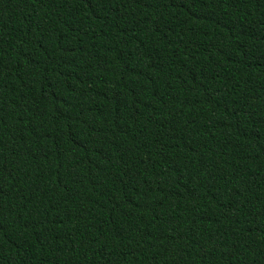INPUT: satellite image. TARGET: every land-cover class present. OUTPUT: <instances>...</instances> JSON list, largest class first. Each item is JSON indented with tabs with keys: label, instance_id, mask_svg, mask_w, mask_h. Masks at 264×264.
Instances as JSON below:
<instances>
[{
	"label": "trees",
	"instance_id": "16d2710c",
	"mask_svg": "<svg viewBox=\"0 0 264 264\" xmlns=\"http://www.w3.org/2000/svg\"><path fill=\"white\" fill-rule=\"evenodd\" d=\"M0 264H264V0H0Z\"/></svg>",
	"mask_w": 264,
	"mask_h": 264
}]
</instances>
